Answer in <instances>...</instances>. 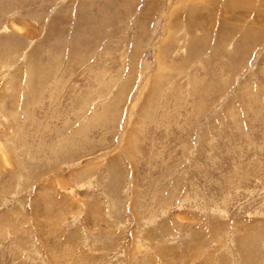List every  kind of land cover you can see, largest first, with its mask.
I'll return each mask as SVG.
<instances>
[{"label": "rangeland", "instance_id": "1", "mask_svg": "<svg viewBox=\"0 0 264 264\" xmlns=\"http://www.w3.org/2000/svg\"><path fill=\"white\" fill-rule=\"evenodd\" d=\"M169 1L0 0V264H264V0Z\"/></svg>", "mask_w": 264, "mask_h": 264}, {"label": "bare ground", "instance_id": "2", "mask_svg": "<svg viewBox=\"0 0 264 264\" xmlns=\"http://www.w3.org/2000/svg\"><path fill=\"white\" fill-rule=\"evenodd\" d=\"M168 1H169V0H168ZM199 1H200V0H199ZM199 1H198V2H199ZM238 1H239V0H238ZM169 2L171 3V1H169ZM205 3H206V2H205ZM167 4H168V3H167ZM172 4H173V3H172ZM167 6H168V5H167ZM197 6H198V4H197ZM161 16H162V15H161ZM162 19H163V18H162Z\"/></svg>", "mask_w": 264, "mask_h": 264}]
</instances>
